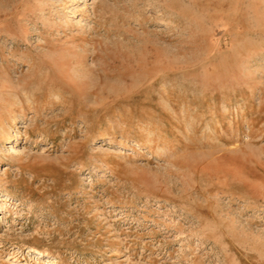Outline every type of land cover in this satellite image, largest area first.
Returning <instances> with one entry per match:
<instances>
[{
    "label": "rangeland",
    "instance_id": "1",
    "mask_svg": "<svg viewBox=\"0 0 264 264\" xmlns=\"http://www.w3.org/2000/svg\"><path fill=\"white\" fill-rule=\"evenodd\" d=\"M0 264H264V0H0Z\"/></svg>",
    "mask_w": 264,
    "mask_h": 264
}]
</instances>
